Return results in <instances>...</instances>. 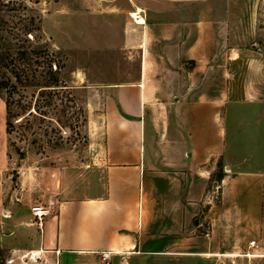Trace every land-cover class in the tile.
<instances>
[{
	"label": "crops",
	"instance_id": "obj_1",
	"mask_svg": "<svg viewBox=\"0 0 264 264\" xmlns=\"http://www.w3.org/2000/svg\"><path fill=\"white\" fill-rule=\"evenodd\" d=\"M242 14L234 0H128L104 14L99 45L140 57L102 85L105 188L55 203L41 231L31 207L0 202L1 264L264 263L242 255L264 248V59L258 14Z\"/></svg>",
	"mask_w": 264,
	"mask_h": 264
},
{
	"label": "rangeland",
	"instance_id": "obj_2",
	"mask_svg": "<svg viewBox=\"0 0 264 264\" xmlns=\"http://www.w3.org/2000/svg\"><path fill=\"white\" fill-rule=\"evenodd\" d=\"M23 1L15 0L23 4L17 12L10 10L11 5L3 6L5 19L16 23L18 19L13 15H24L27 24L34 20L39 31L28 44L44 50L51 48L56 53V60L63 65L61 80L68 90L53 89L51 106L41 100L35 117L19 120L10 143L5 102L0 93V202L4 207L14 205L23 209L50 206L53 213L55 203L66 198L80 199L103 192L105 174L97 168L104 160L108 94L102 85L113 82L119 69L127 75L138 71L140 57L134 52L120 58L99 45L104 14L119 12L128 0ZM234 4L244 8L247 15L242 14L243 17H249L251 8L256 10L254 38L264 59V0H234ZM247 49L252 50V45ZM242 68L240 65L237 70ZM207 196L215 204L219 187H211ZM206 229V225L200 227L202 236ZM242 255L249 259L264 256V248H249ZM3 260L0 249V264Z\"/></svg>",
	"mask_w": 264,
	"mask_h": 264
},
{
	"label": "trees",
	"instance_id": "obj_3",
	"mask_svg": "<svg viewBox=\"0 0 264 264\" xmlns=\"http://www.w3.org/2000/svg\"><path fill=\"white\" fill-rule=\"evenodd\" d=\"M10 5V10L17 12L23 4L15 0L7 3L0 0V93L5 102L9 143L16 132L17 122L35 117L41 100L46 106H51L53 89L68 90L61 80L63 65L56 60V53L51 48L44 50L28 44L30 39H36L39 31L34 20L27 24L28 18L24 15H13L18 19L16 23L5 19L7 13L2 7Z\"/></svg>",
	"mask_w": 264,
	"mask_h": 264
},
{
	"label": "built area",
	"instance_id": "obj_4",
	"mask_svg": "<svg viewBox=\"0 0 264 264\" xmlns=\"http://www.w3.org/2000/svg\"><path fill=\"white\" fill-rule=\"evenodd\" d=\"M31 212H32L33 217L35 218V223L38 225V228L41 231L42 227H43L44 219L46 217H48L49 215H51V213H52V207L35 205V206L31 207ZM2 216L4 219H8L11 217V213L9 210H4L2 213ZM205 225L207 226L205 236L210 237V224L208 222L204 221L199 226L205 228ZM249 246H250V248H256V249L260 248L259 244H257L256 241H251ZM112 254H113V252H101L100 255H101V258L104 262H108ZM32 257H34V255H32L31 258Z\"/></svg>",
	"mask_w": 264,
	"mask_h": 264
},
{
	"label": "bare ground",
	"instance_id": "obj_5",
	"mask_svg": "<svg viewBox=\"0 0 264 264\" xmlns=\"http://www.w3.org/2000/svg\"><path fill=\"white\" fill-rule=\"evenodd\" d=\"M134 14H131V18L136 22V23H139V24H144L145 23V21H144V19L142 18V17H139L138 19H136V18H134V16H133ZM32 260H36V258L34 259V258H31Z\"/></svg>",
	"mask_w": 264,
	"mask_h": 264
}]
</instances>
